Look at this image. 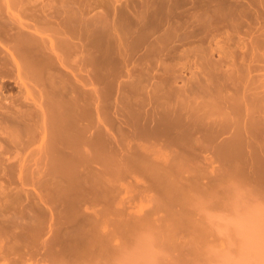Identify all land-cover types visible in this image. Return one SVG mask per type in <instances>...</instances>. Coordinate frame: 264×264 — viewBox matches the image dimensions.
<instances>
[{
  "label": "rangeland",
  "instance_id": "rangeland-1",
  "mask_svg": "<svg viewBox=\"0 0 264 264\" xmlns=\"http://www.w3.org/2000/svg\"><path fill=\"white\" fill-rule=\"evenodd\" d=\"M14 1L16 2V0H13L12 4L11 0H0L1 22L5 23L4 19L5 17L7 18L6 15H9L8 8H12L14 12L22 14L26 18L25 21L30 25V29L24 28L23 30H27L29 32L28 34L31 35L38 34L35 36L40 37L39 41L44 37L45 39L43 38L40 42L45 40L44 42L46 43L49 41V45L51 41L56 43L57 35L54 36L55 34L60 33V31H66V29L71 31H69L70 33L67 31L69 33L67 36L72 41L71 44L74 42V46L78 47L73 54L77 53L81 58L77 54L76 56L72 54L66 61V68L62 67V71L68 73L63 76L66 82L69 83L68 85H72L70 88L74 87L73 83L78 87L83 82L86 84L84 87L86 93L87 90L88 93L92 91L99 92L95 94V97H98V99H91L92 102L90 100L86 101L85 111L88 116H86L87 120H85L84 124L87 127L90 124L88 137L90 136L93 140L99 137L95 145L97 144V147L102 149L104 153L103 157L108 158L110 162L104 167L93 162L94 164L92 165L80 166L78 169L70 163L66 164V166H70H68L69 170L67 169V174L70 175L72 181L69 183L68 178L65 179L66 181L62 180L61 188H63V185H66L64 187L69 190L70 188L75 189V191L79 189L77 191L78 194H74L80 197H75V200L72 197L73 199L69 198V200L78 201L82 199V201L79 200L81 204L79 203L78 207L77 203L79 201L77 203L75 202L74 204L76 205L74 206L71 201L66 199L67 197L65 198L66 201L63 200L64 198L60 199V202L57 200L58 197L54 195H56L57 190L62 189L58 188L60 186L58 183H56L58 187H56L55 183L53 184L54 186L52 185L53 182H56L54 179L57 180L58 177L54 178L52 176L53 172L49 166L48 149L46 150V143L41 138L43 135L40 132L45 125L42 121L44 117L41 111V108L45 105L43 87L40 83L36 84L37 81L32 80L33 78L29 79L32 76L25 77L24 70L19 75L18 68L9 54V50H11L10 46L13 45L12 37L9 40V36H12V31L14 36L16 30H11L5 24L0 23V38H2L0 42L4 40L0 43V52L2 51L0 53V65L3 64V66H0V211L8 216V218L10 217V219L19 217L21 224H23L22 230L19 229L20 233L14 235L15 237L9 234L0 236V264H264V155H259V153L261 154L264 151V129H262L264 113L261 112L262 114L256 115V117L248 120L249 122H253H248L250 126H247L260 127V132L252 127L254 134L248 130L240 133V136L243 134L246 136L242 142V139L236 133L234 134L232 128L225 129L226 122L221 121L222 124H220V119L224 120L228 115L225 112L231 111L230 108L222 105L220 100H215L219 104L217 105L215 103V107V104L212 105L213 109L208 106L212 111L215 110L212 117L214 118L216 116L215 120L218 122L214 124L217 125L208 121L209 119L207 117L208 122L205 121L207 122L205 124L204 120L206 119H204L205 117L202 113H205L209 109L204 110L205 106L202 107L201 105H207L205 102L209 97L205 93L203 94V91L200 92V89H196L199 86V83H197L198 75L196 76L199 70H197L194 64L197 61V57L192 53L189 59L186 57L183 58L182 50L187 46L184 48L180 46V49L178 48L176 49L177 51L174 50L175 52H171L173 56L171 58H168V55H166L167 58L165 55L162 58L160 57L162 60L157 57L160 61H156V59L152 61L154 58H150L152 62L148 63L146 61L148 57L144 55L142 57L145 50L139 47H136L137 50H135L134 45V50L131 48L132 50L130 49L129 51L130 56L124 57L126 55L123 52L119 53L120 55L123 54L122 56L125 60L123 61L122 58L118 59L119 63H121H118L116 69L120 73L116 78L113 79V75H107L109 79L106 78L107 76H101L105 77V79L98 78L100 76L97 77L98 80L101 79L100 81L103 79L102 82L95 80L97 78H94V75L90 72L94 68L92 67L94 65L88 63L90 51L88 52L87 50V46L90 49L87 43L92 44L97 38V35L91 36L90 34L92 29L89 26L92 23L91 18L94 22L97 17L103 15L102 17H105L107 24H111L110 26L107 25V27H113L119 23L118 14L121 11L131 12L129 14H133L136 11H144L147 5L145 1L148 3L150 0H79V2L77 0L75 2L70 0L73 1L70 3H68L69 0H57L58 2L60 1L59 3L56 0H17L16 6L14 5ZM50 1H53L52 3L57 2L53 4L54 7H51L53 11L50 9V6H52L49 3ZM91 1L93 4H91ZM80 2L81 7L85 4L84 7L86 8H83L84 10L87 9L86 11L82 8L79 11L80 6H77L80 5ZM66 3H68L67 5L71 3L74 5L76 3L78 9L75 10V5L73 6L72 4L64 6L66 7L64 9L63 4ZM88 3L90 7L96 4H99V7L92 6L90 8L91 10H89ZM48 4L51 5L48 6ZM43 5H46V8L42 7ZM32 6L35 10H33L34 8ZM70 6L71 8H69ZM55 7L56 9H54ZM67 7L69 10L73 9L70 10L68 15L65 14L66 12L64 13V11H67ZM29 8L30 10L32 8L31 13H29L30 10L28 11ZM61 8L64 10L62 11ZM40 9H43L42 12H45L40 13ZM115 9L117 15L113 13L115 11H112ZM88 10L90 13H88ZM25 11L28 13H25ZM75 11L77 12L75 13ZM47 12H50V14L47 15ZM36 13L42 14L43 16L40 15L41 17H39V14ZM80 13V19L85 18V16L86 19H81V22L79 18L78 20L74 19L76 20L75 24L72 18L68 22L69 26H66V24H64L65 26L63 25V23H67L66 21L70 19L69 17H73L75 14L79 15ZM64 16L68 19H65ZM115 16L118 17L116 18ZM94 17L96 18L94 19ZM38 18L40 22H44L49 18L50 22L47 20L49 22L47 24L50 26L46 24L48 28L41 26L40 22L37 23L35 21ZM43 22L42 24L44 25L46 21ZM82 24L85 27H81ZM39 26L42 28H39ZM35 29H38V32L34 31ZM86 30L89 31L86 33ZM2 32H7L10 35L8 36L7 34L6 36ZM50 33L54 34L53 38L49 36ZM2 35L3 37H1ZM89 36L96 38H93L92 41ZM5 40L9 41L6 42L8 46L4 43ZM129 40L130 42L127 43L132 44L131 41L133 39L131 40L129 38ZM135 42L136 40L134 44ZM127 43L125 42V46L128 48ZM203 45L206 46L207 43ZM138 49L141 51H138ZM86 54L88 57L86 56L87 60L85 58L84 63L82 57H85ZM140 55L141 59H144L145 62L140 59ZM118 57L120 56L118 55ZM214 57L213 59H217L218 55ZM7 61L8 63H6ZM11 64L16 68L14 69ZM4 65H8L9 68L12 67L13 70ZM150 67L152 69L149 70ZM143 68H146L148 72ZM140 69L146 71L145 76L148 74V77L143 76V79L139 82L141 84L137 82L140 85L139 88L136 84L138 86L137 89L140 91H137V89L133 91L136 88L135 83V87L132 86V89L127 86H130L128 85L130 81L132 83L133 79L139 77L137 75L133 78V75L138 73L142 74L139 72L141 71ZM149 71L152 72L150 76ZM131 72H134V74H131ZM76 73L77 75H75ZM252 75L253 78L251 75L249 77L245 75L248 79L243 76L242 80L243 78L245 80L240 81L242 86L239 87L240 89L243 88L242 93H248L245 97H249V100L253 98H260V101L264 100V70L257 71ZM21 76L23 80H21ZM110 78L113 80L111 79V81ZM19 80L31 84L35 83L37 87L35 86V89L31 91V98H27V91L23 85H19L21 84ZM78 82L80 83L79 85H77ZM254 84L257 85V88ZM161 85H164V87H161ZM195 85L198 86L195 88ZM244 85L249 86V88L247 86L248 91L245 90L246 92L244 91L246 89ZM159 86L161 87L160 90ZM232 87L235 89V86L232 85ZM232 87L231 89H224L221 94L224 95L222 97H230L231 94L233 97L238 89H235L236 92H234L235 90L233 89L232 91ZM127 88L129 92H127ZM130 90L134 93H132L134 99L130 95ZM229 90L232 92L230 93ZM135 91L138 92V95H136L137 92ZM239 91L241 92V90ZM186 93L188 96L185 95ZM126 94H128V99L125 98ZM244 94H236L235 96ZM202 96L207 100L205 101L203 99L204 101H202ZM129 99L132 101L137 99L133 103L134 106L130 104L132 101ZM209 99L213 98L210 97ZM261 103L262 105L260 104L259 106L262 108L260 110L263 111L264 104L263 102ZM243 108L245 107H240L239 110L244 111ZM21 111H28L27 116L33 112L34 118L30 116L31 123L34 122L32 127L36 126L33 128L35 132L38 130L40 134L36 132V135L33 137L25 132L22 133V128H20L22 125L20 126V124L12 120L11 122L10 120L7 121V118L11 117L9 114L15 112V116L22 113ZM16 112L19 113L16 114ZM191 114L194 115L192 116ZM195 115H198V117L202 116L203 121H199V118ZM218 116H220V119L217 118ZM147 117L149 120H147ZM229 117L233 120L237 116L232 113ZM237 118L239 119V116ZM259 120L263 123L261 122V124ZM195 121L201 122L202 124L198 125ZM237 121L241 123L240 119ZM31 123L29 121V124ZM68 123L73 125V122L69 121ZM208 123L210 125L206 126ZM240 123L239 125L241 126ZM13 124L19 125L20 131ZM42 124L44 125L42 126ZM37 125L42 130L37 129ZM213 125L214 127L212 128L211 126ZM95 131H99V133ZM256 131L258 133H255ZM259 133L260 137L258 136ZM248 134H251L252 138ZM92 135L93 137L95 135V138ZM254 137H259L260 139L253 140L255 139ZM251 139L255 143L254 145ZM232 141L234 144L231 143ZM256 147H259L261 150L258 149L259 151H256ZM249 154H252V156ZM136 156L140 159H136ZM131 158L133 160L132 162L130 161ZM134 159L136 160L134 161ZM122 160L125 164L122 163ZM119 162L121 165H126L129 162L127 165L130 167V170L127 165V167L124 165L121 166ZM133 162H136L137 165ZM71 163L73 164V162ZM133 165H136L135 168L132 167ZM148 168H151L149 170L150 173L153 171L152 175L148 172ZM106 169H110L109 176ZM111 169H115L118 172L119 176L117 177V181H115L116 178L112 175H117L115 174L116 171L113 170V173H111ZM119 169L121 172H119ZM101 170L106 174H101ZM84 171H88L87 173H90L92 176L94 175V177H90L96 179L93 180L89 177L92 181H87V183L89 182L88 184L94 182V185H96L97 183L96 187L93 184L89 185L88 190V187L86 188L87 185H85L83 188L85 192L87 191L86 194L83 193V188L78 186V181L75 183V179L78 180L77 177L82 174L83 177L88 176ZM47 172H50V174H46ZM78 173H81V175ZM120 173H123V175L121 176ZM102 175H105V178ZM50 177L54 180L53 182ZM118 178L120 179L118 180ZM48 179H50L49 182H47ZM111 181H114V183ZM53 187L54 189L51 190ZM72 189L70 191L74 192ZM49 190L54 191V194ZM16 192L19 193L16 194ZM47 193L50 195L48 199ZM42 196L46 199H43L45 201L42 200ZM51 197L54 199L52 200ZM84 197L87 198L84 199ZM62 200L65 203H62ZM33 204L35 205L33 207H35L36 212H34L35 210L32 207ZM97 213H100L102 217H98ZM69 215L73 217V220L68 219L70 217ZM32 217L38 220L32 223L33 225L36 224L37 228L31 225L30 218ZM61 223H65V225ZM67 224L69 229L67 228ZM31 228L33 230L30 232L29 229ZM61 228L63 231H60ZM54 233L55 235L57 234L56 238ZM147 242L148 245L145 246ZM144 250L146 251L143 252ZM147 251L150 252L148 253ZM146 253L148 254L146 255ZM137 256L138 258L136 259ZM140 256L142 258L144 257V262H142L143 259L141 260Z\"/></svg>",
  "mask_w": 264,
  "mask_h": 264
},
{
  "label": "bare ground",
  "instance_id": "bare-ground-1",
  "mask_svg": "<svg viewBox=\"0 0 264 264\" xmlns=\"http://www.w3.org/2000/svg\"><path fill=\"white\" fill-rule=\"evenodd\" d=\"M11 1H12V4H13V0H11ZM73 1L75 2V0H73ZM73 1H70L69 0L68 3L73 2ZM52 2L51 1L49 2V3L52 4V6H50L51 4H48V6H50V9L51 10L53 9L51 7H54L53 4L55 3V2L54 3H52ZM77 2H79V0H77ZM68 3L63 4V8L64 9L66 8L64 6H69V5L72 4L71 3V4L67 5ZM145 3L147 5H146V9L144 11H136L133 14H129L131 12L127 13L124 10L121 11L120 13L118 12L119 13L118 14V16H119V23L118 24H115L113 27H107V25H109V24H107V21H106L105 17H102L103 16L102 14H101L102 16H99V17L96 16L97 19H95L96 17H94V19H95L94 22L92 21V18H91V22L92 23L89 21V23H91V25L89 24V26H91L90 28H92L90 34H91V36L97 35V38L96 37H93V38H96L97 40L95 39L96 41L94 40V42H92L93 41V38L91 36H89L91 38V40H92L91 41L92 44L91 43H87V44H89V47H90V49H89L88 46H87L88 52L90 51V53H89L90 54V57L87 56L88 52H86L87 54L85 55V57L84 56L82 57V60L85 63V58L87 60V57H88V59H89L88 60L89 61L88 63L89 64L92 63L94 65V66H92L94 68L92 69V71H90L91 74L94 75L93 77L94 78H97L98 76H100L98 78L105 79V77H101V76H107V75H110L111 76V75H113L112 76L113 79L116 78L117 75H119V73H120V72L117 71L118 69H116V67H118V63H119L118 59L119 58H122L123 61L125 60V58H123V56H122L123 54L120 55L119 53H122L123 52L124 55H126L124 57L130 56L129 51H130L131 48L134 50V48H133L134 45H135V50H137L136 47H139L140 49L143 48L145 50L144 51V54H142V53L141 54H142V57H143V55L145 57H148L147 60H146L148 63L149 62H152V61H155V59H156V61H160V60H162V59H160V57L162 58L164 55H165L166 58H167L166 55H168V58L169 57L171 58V57H173L171 52H173L174 50L178 49L180 46L181 47L183 46V48L185 46H187L186 48H184L182 50V53H183L182 55H184L183 58L186 57V58L189 59V57H190V55L192 53H194L195 56L197 57V61L194 64H195L197 70H199L198 72L196 71L197 72L196 76L198 75L197 83H199V86L198 85H195V88L198 86L199 88L197 87L196 89H200V92L203 91V94L205 93V95H207L209 98L210 97L213 98V99H209L207 96H205L206 98H208V100H209L208 101L207 99H205L202 96L203 97L202 98V101H204V100L206 101L207 100L205 102V103H207V105L204 104V105H201V106L202 107L205 106L204 110L205 109H209L208 106H210L213 109V106L212 105H214L216 103L215 100L216 101L217 100H220L221 102L220 101L219 102L222 105H225L226 108H230L231 109L230 112H225L226 115L228 114L226 116V119L221 120L220 119V116L221 115L218 116L217 118L220 119V121H219L220 124H222V122H226L225 123L226 124L225 129L228 130L229 127L232 128L233 131H234V134L236 133L242 139L241 140V142H242L243 141V138L244 137L246 138V136L243 134L244 136L242 135L243 136L242 137V136H240L241 135L240 133H244V131H246V130L251 131L253 133V131H254L253 128H256V127H253V126L249 127L250 126L249 123H252L253 121H250L249 122L248 120L251 119V118H253V117H256V115H260V114L264 113L263 112L264 111V108H263V111H261L262 108H261V106H259L260 104L262 105L261 102H263V104H264V100H261L260 101V98L259 99L258 98H255V99L253 98V99H250L249 100L248 99L249 97H245V95L248 94L246 91H248L247 89L249 88V86L248 85H244L245 88H246V89H244V91L246 90L245 91L246 94L242 93V91H243L242 89L243 88L240 89V87H239V86H242L241 82L243 80H245L244 78L242 80V77L243 76L246 75V76L249 77L251 75L252 78H253V75H252L253 73H255L257 71L264 70V0H150V1H148V3L145 1ZM21 4H23V3H21ZM91 4H93L92 1H91ZM9 5H11V4H9ZM14 5L15 6L17 5V0L14 3ZM32 5H34V4L32 3ZM74 5L73 6L75 7V10L78 9L77 7H79V6H80L79 11H80L81 8L83 10H84V8H86V7H84L85 4H84V6L82 4V6L84 8L81 7V2H80V5H78L77 7H76V3ZM141 5H142V3H141ZM20 6H22V5H20ZM45 6L43 5L42 7H45ZM95 6H98L99 7V4H96L93 7H95ZM9 7H11V6H9ZM74 7H73V9H74ZM88 7H89V10H91L90 9L91 8L90 7V4H89ZM140 7H142V6H140ZM32 8H34V7L32 6ZM32 8H31V10H32ZM45 8H44V10H45ZM63 8H61L62 11L64 10ZM69 8H71V6ZM8 9H9L8 10L9 11L8 12L9 15H6L7 18L4 16L5 17V19H4L5 21L3 20L5 23H3L1 21H0V23L1 24L2 23L5 24L11 30H16L14 36H13V31H12V36H9L10 34L7 33V32L6 33L2 32L4 34H6V36L8 34L9 40H10L11 37H12V40H13L12 41V44L13 45L10 46L11 50H9V54L12 57L14 63L16 64V66L18 68V71L20 73L19 75H21L22 70H24L25 77L28 78L29 76H32L29 79H32L33 78L32 80L37 81L36 84L37 83H40V85H42V87H43L42 90L44 91V95L46 96V97L44 96V103H45V105H44V107L41 108L42 115L44 117V120H42V121H43V123L45 125L42 124V126L44 125L43 130H42V128H39L40 126H38V125H37L38 126L37 129L39 128V130H42V131H40L41 134L43 135L41 138L46 143L45 144L46 150L48 149V158H49V162H50L49 166L51 168V171L53 172V173L51 172L53 174L52 176L54 178H57L58 177L57 180L54 179L56 182H53L54 180L50 177V179L53 182L52 185L55 183L56 187H58L57 184H56V183H58L60 185L58 188L62 189V190H59V191L57 190V193L55 191V193H56L57 196L56 195H54V196L55 197H58V199L57 198L56 199L59 202H60V199H63L64 198L63 200H65L66 197H67L66 198L67 200H69V198H72V197L74 198V199L73 198L72 199L75 200V197L76 198L80 197V196L77 195L78 194L77 191L79 189L77 191H75V189L70 188V190L72 189V191H74V192H71L69 189H67L66 187H64L66 185H63V188L64 189L66 188L65 190L63 188H61V186H62L61 185V181L62 180L66 181L65 179L68 178L69 179L68 181H70L69 183H71V181H72L70 175L67 174L70 166L69 165L66 166V164H69L70 163L72 166L74 165L73 167H75V168L77 167V169H78V167H80V166H83V167L86 166V165L89 166V165H92L94 163H97L98 165L104 167V166H107V164H109V162H110V160H108V158L106 159L105 157H103L104 156V153H103L102 149L98 148L97 147V144L95 145V143H96V141H97V139L99 137L96 138V139H94V140L91 139L90 136L88 137V132L90 131L89 130L90 129L89 128V125L90 124L88 125V127H87V125L84 124L85 123V120H87L86 119L87 118L86 116H88V115H86L87 112L85 111L86 110V108H85L86 107V101L87 100L88 101L90 100V102H92L91 99L93 100L94 98H96L95 97V94H97L99 92L92 91L93 92L92 93L90 91L91 93H88V90H87V93H88L87 94L86 93V89L84 88L86 86V84L82 82V84L79 85L81 83V81H80V83L78 82V84H77V85H79L78 87L75 86L74 83H73V86L74 87L73 88H70L72 85L70 84V86H69L68 85L69 83L66 82V79L63 76L64 74H68V73L62 71V67L66 68L65 66L67 65L66 64L67 59H69L71 57V55L76 51V48H78V47H75L74 46V42H73V44H71L72 41H70L69 37L67 36V34H69L71 32L70 30H69L70 31L69 32L66 29V31H60V33H57V34H55V32H53V30H52V32L55 35L53 33H50V35L49 34L48 35L50 37L52 36V38H53V35L54 36L57 35V40L55 41L56 43H54V42L51 41L50 42V45H49L48 44L49 41L46 42V43L44 42L45 40L42 41V42H40L41 40H43L44 37L39 41V38L40 37H36L35 36V35H38V34L31 35V34H28L29 32L27 30H25L27 32H25L23 30L24 28H29L30 27V25H28L29 23H27L25 21L26 18H24L22 14L14 12L12 10V8H8ZM54 9H56V7ZM73 9H70V10H73ZM0 10H1V8H0ZM29 10H30V8L28 9V11ZM31 10L29 11V13H31ZM33 10H35V8ZM40 10H41L40 13H44L46 11L45 10V11L42 12L43 9H40ZM66 10L67 11H64V13L66 12L65 14L68 15L69 12H70V10L68 9V7H67ZM83 10H82V13H83ZM86 10L87 9H85L84 11H86ZM136 10H137V8H136ZM112 11H115L113 13H116V15H117L116 9L115 10H112ZM118 11H120V10H118ZM76 12L77 11H75V13ZM0 13H1V11H0ZM25 13H28V12L25 11ZM88 13H90V11ZM36 14H39V13H36ZM48 14H50V12H47V15ZM70 14H72V13H70ZM34 15H35V13H34ZM40 15H42V14H39V17H41ZM113 15H115V14H113ZM51 17H53V16L51 15ZM80 17H81V13L79 15L78 14L77 15L75 14L73 17H69L70 19L67 20V21L65 19H68V18L65 17V19L64 18L63 19L67 23H63V25L66 24V26H69L68 25V22H70V20L72 18H73L72 20H74V19H77L78 20V18H79V21H80L82 19V18L80 19ZM107 17H109V16H107ZM116 18H115V20H116ZM30 19H32V18H30ZM45 19H47V18H45ZM45 19H43V20H45ZM63 19H62V21H64ZM83 19H86V16ZM38 20H39V18L37 20H35V21H37V23H38V22H40ZM47 20H49V18ZM47 20H45L46 23H44L45 21L44 22L42 21L44 23V25L42 24V22H40L41 23V26H44V27L46 25L47 26H50V25L47 24V23L50 22V20H49V22H47ZM74 21H75V24H76V20H74ZM33 22H34V20H33ZM77 23H79V22H77ZM41 26H39V28H42ZM47 26L45 28H48ZM81 27H85V26H83V24H82ZM49 28H51V27H49ZM90 28H88V29H90ZM0 29H1V27H0ZM11 30H9V31H11ZM64 30H65V28H64ZM34 31L38 32V29H35ZM54 31H56V30H54ZM88 31L89 30H86V33ZM69 36H71V35H69ZM1 37H3V35ZM131 37H133V38H131ZM129 38L131 40L133 39L131 41L132 44L127 43V42H130ZM0 39L2 40V38H0ZM7 40H5V42H4L6 44V46H8L6 42H9ZM135 40H136V42L134 44V41ZM3 41H1V42H3ZM125 42L127 43L126 45H128V48L125 46ZM204 43H207V45L204 46L203 45ZM9 44H11V43H9ZM123 46L125 47V49H123L124 48ZM140 49H138V51ZM143 49H142V51H143ZM132 52H131V54H132ZM80 53H82V52H80ZM76 54H73V56L74 55L76 56ZM170 54H171V56H169ZM77 55H79V54H77ZM118 55L120 57L117 58ZM216 55H218L217 59H213V58H215L214 56H216ZM157 57H159L158 59H160V60H158ZM80 58H81V56H80ZM150 58H154V59H152V61H150L151 60ZM140 59H141V55H140ZM82 60H80V61H82ZM8 61H9V59H8ZM8 61L6 63H8ZM80 61H79V63H80ZM142 61H144V59ZM142 61H141V63H142ZM163 61H164V58H163ZM84 63H83V65L85 66ZM162 63H164V62H162ZM8 65H4V66L8 67ZM12 65L13 64H11V66ZM144 65H145V63H144ZM0 66H3V64H1ZM12 67L14 69L16 68L14 66H12ZM12 67L11 68L8 67V68L13 70ZM146 67H147V65H146ZM143 69L144 70H147L146 68H143ZM150 69H152V67H150L149 70ZM188 69H189V67H188ZM144 70L139 71L142 74L138 73L136 75H133L134 76L133 78H135L137 75H139V77L138 78L136 77V79H133L132 80V83L130 81L129 84H128L130 86H127V87H130V89H132L131 87L134 86V83H135L136 88L133 89V91L136 90L138 88V86L140 88V85H138V83L141 81V79H143V76L146 75L145 73L148 72V70H147V72L144 71ZM153 70H151V71H153ZM151 71H149L150 72L149 73V76L152 74ZM82 72H84V71H82ZM137 72H138V70H137ZM80 74H82V73H80ZM131 74H134V72L133 73L131 72ZM75 75H77V73ZM95 75H96V77H95ZM22 76L20 78H22ZM25 77L23 76V78H25ZM131 77H132V75H131ZM145 77L147 78L148 77V74ZM23 78L21 80H23ZM98 78L95 79V80H98ZM106 78H108V76ZM67 79H68V77H67ZM103 79H102V81H103ZM111 79L112 78H110V80ZM246 79H248V78L246 77ZM100 80H98V81H100ZM102 81H100V82H102ZM20 82H21V84H19V85L20 86L23 85L25 87L26 91H27V98L28 99L31 98V96H32V92L31 91L33 89H35V86H36L35 83L31 84V83L26 82V81H20ZM139 84H141V83H139ZM243 84H245V83L243 82ZM232 85L235 86V89H238L237 92H240L239 90H241V92L240 93H237L236 90L232 87ZM249 85H250V83H249ZM254 85H256V84H254ZM236 86H238V87L236 88ZM247 86H248V88H247ZM261 86H262V84H261ZM161 87H164V85L163 86L161 85ZM161 87L159 86V90H160ZM231 87H232V91L234 89L235 90L234 92H236V93H234L233 97H232V94H231L230 97H222V96H224V95H221L223 93L222 91L224 89H231ZM154 88H156V86H154ZM256 88H257V85H256ZM189 89H190V87H189ZM189 89H188V91H190ZM191 89H193V88H191ZM75 90H77V91H75ZM138 90L139 89H137V91ZM137 91H135V92H137ZM229 91H230V93L232 92L231 90H229ZM260 91H262V90H260ZM127 92H129V89H128ZM153 92H154V89H153ZM249 92H250V90H249ZM251 92H252V90H251ZM132 93L133 92L131 91V94H130L131 97H132ZM123 94H124V92H123ZM128 94H126V97H125L126 99H128L127 98ZM236 94H244V95H240V96L237 95V96H235ZM136 95H138V92H137ZM185 95H187V93ZM212 96H214V97H212ZM254 96H256V95H254ZM260 96H261V94H260ZM96 99H98V97ZM131 99H129V100L132 101ZM263 99H264V97H263ZM135 100H137V99H135ZM135 100L132 101V102L129 101L130 104H132L134 106L133 103H135ZM138 100H140V99H138ZM97 102H98V100H97ZM184 102H186V101H184ZM138 103H137V105H138ZM216 104L218 105L219 103H216ZM216 104L214 105V107L216 106ZM219 106L221 107V105H219ZM243 106L245 107V108H243L244 111H241V109L239 110V108L240 107L242 108ZM99 110H100V108H99ZM28 111H25V112L24 111H21L22 113H20L19 115L17 114L19 112H16L17 115H15V116H14L15 112L14 113H11L12 115L9 114L11 117L7 118L8 120L7 119L6 120L7 121L10 120V122L12 120V121H15L16 123L20 124V126L22 125V127H20V128H22L21 129L22 130V133L25 132L26 134H29V135H31V136L34 137V135H36L35 133L37 132V134H38L39 132H38L37 129H36L37 131L35 132V129L34 128L36 126H33L34 128L32 127V124L34 122L31 123L30 116H32V117L34 116L33 115V112L31 114H29V116H27V114H28L27 112ZM214 111H212L211 109H209L205 113H202V114H204L203 115L205 117L204 119H206V117H207V119H209L208 121H211L213 124L216 123V122H218L217 120H215V117L216 116L214 118L212 117V115H214L213 114ZM201 112H199V113H201ZM232 113L235 116H237V117L239 116V119L241 120V123L237 121V120H239L237 117H235V119L233 118V120L229 117V115H231ZM196 114H197V112H196ZM191 115L193 116L194 114H191ZM223 116L225 118V115L224 114H223ZM263 116H264V114H263ZM196 117H198V115ZM33 118H32V120H33ZM198 118H199V121L200 120L203 121V117L202 116L201 117L199 116ZM28 119H30L29 121H30L31 124H29V121H26ZM207 119L204 120V122L207 121ZM213 119H214L215 122L212 121ZM147 120H149L148 117H147ZM69 121L70 122H73V125H70L68 123ZM143 121H144V119H143ZM26 122H28V123H26ZM207 122H205V124ZM211 122H209V123H211ZM261 122L262 121H260V123ZM88 123H90V122L88 121ZM197 123H198V125L199 124H202L201 122H196V124ZM209 123L206 126L210 125ZM239 123L241 124V126L239 125ZM196 124H194V125H196ZM214 125H217V124H214ZM214 125L211 126V127L213 128ZM247 125H249V126H247ZM16 126L15 127L17 128V130L20 131L19 125H16ZM256 126H257V124H256ZM262 127H263L262 129H264V123H263V126ZM259 128L257 127L256 129H257V131L260 132ZM215 130H216V128H215ZM222 130H224V129H222ZM248 131H247V133H248ZM257 131L255 133H258ZM95 132L99 133V131H95ZM215 133L217 134V132H215ZM263 133H264V130H263ZM234 134H232V135H234ZM245 134H246V132H245ZM237 135H236V137H237ZM259 135H260V133L258 134V136ZM249 136H251V134ZM254 136H256V135H254ZM92 137H93V135H92ZM259 137H254L255 139H253V140H257V138H259ZM93 138H95V135H94ZM237 138H234V139H237ZM251 138H252V136H251ZM251 142H252L253 145L255 144L252 141V139H251ZM231 143H233V141ZM245 144H246V142H245ZM232 146L234 147V145H232ZM237 146H238V144H237ZM259 146H260V144H259ZM250 148H251V146H250ZM252 148H254V147L252 146ZM258 149L261 150L259 147L258 148L256 147V151H259ZM254 151H255V149H254ZM249 155L252 156V154H249ZM259 155H264V151L261 154L259 153ZM136 157H134V158H136ZM136 159H138V157ZM136 159H134V161ZM130 161L131 162L133 161L132 158L130 159ZM71 162H73V164ZM139 162H141V161H139ZM122 163H124V161ZM127 163L129 164V162H127ZM127 163H126V165H127ZM133 163L136 164V162H133ZM143 164H144V162H143ZM120 165H121V163H120ZM123 165H121V166H123ZM126 165H124V166H126ZM135 166L133 165L132 167L135 168ZM109 167H106V168H109ZM124 169H125V167H124ZM143 169H145V168H143ZM150 169L148 168V172H149ZM79 170H81V169H79ZM113 170L116 171L115 169H113ZM113 170L111 169V173H113L112 172ZM129 170H130V167H129ZM76 172H78V171H76ZM87 172L88 171H86L85 173H87ZM106 172H107V174L110 173V169H108ZM116 172H115V174H117V175L112 174L113 177L116 178V179L114 178L115 181H117V177L119 176L118 175V172L117 173ZM119 172H121V170ZM151 172L153 173V171H151ZM48 173L50 174V172H47L46 174H48ZM100 173L101 174H104L105 172L103 170H101ZM149 173H147V174L149 175ZM152 173H150V174L152 175ZM78 174L81 175V173H78ZM87 174H88V176L86 175L84 177H83V174L81 175L82 177L78 175L79 176V177H77L78 180L75 179V183H76V181H78L79 184L78 183L77 184H78L79 187H82L83 188L85 185H87L86 186V188H87L89 185H92V184L94 185V182L92 184H88L89 182L87 183V181H90L91 180L90 178L94 177V175L92 176V175H90V173H87ZM112 175H111V178H112ZM122 175H123V173L121 174V176ZM90 176H92V177H90ZM102 176H103V178H105V175H102ZM108 176H109V174H108ZM50 179H48L47 182H49ZM87 179H89V180H87ZM119 179L120 178H118V180ZM93 180H96V179H93ZM59 181H60V183H59ZM153 181H155V180L153 179ZM155 182L157 183V181H155ZM112 183H114V181ZM94 186L96 187L97 186V183ZM69 187H70V185H69ZM89 187L87 188V190L89 189ZM1 189L2 190H5L3 188H1ZM52 189H54V187L51 188V190ZM51 190H49V191H51ZM82 191H84L83 193H85V194L87 192V191L85 192V189L84 188L82 189ZM51 192H53V194H54V191H51ZM70 192H71V194H70ZM97 192H98V190H97ZM18 193L16 192V194H18ZM74 193H77L76 194L77 196ZM47 194H48V197L46 196ZM47 194L45 195V197H47V199H48V198H50L49 197L50 195H49V193H47ZM28 195H29V193H28ZM43 196H42V200L45 199ZM163 196H166V195H163ZM98 197H99V195H98ZM86 198L84 197V199H86ZM51 199H52V197H51ZM72 199H70L69 201H71V203H73L74 206L76 205V204H74L75 202L77 203L79 200L82 201V199H79V200L77 199L78 201H72ZM45 200H43V201H45ZM63 200H62V203L63 202L65 203L66 200L65 201H63ZM81 201H79L77 203L78 204V207H79V203L81 204ZM33 206H35V205L33 204L32 207ZM52 207H54V206H52ZM33 209L35 210V207H33ZM8 211H9V209H8ZM33 211H32V213L34 214V212H36V210L34 212ZM12 214H14V213H12ZM30 214H31V212H30ZM33 214H31V215H33ZM97 214H98V217H102L100 213H97ZM36 216H38V215H36ZM47 216H48V214H47ZM65 216H67V215H65ZM80 216H81V214H80ZM28 217H30V216H28ZM70 217L68 219H70V220L72 219L73 220V217L72 216H70ZM93 217H95V216H93ZM98 217H97V219H98ZM37 219H38V217H37ZM104 219L106 220V218H104ZM107 219H108V217H107ZM36 221H38V220H36L35 217L30 218L31 225H33L32 223H35ZM81 222H83V221H81ZM83 223H85V222H83ZM83 223H81V224H83ZM61 224L62 225L63 224L65 225V223H61ZM68 224H69V222H68ZM68 224H67V226H68ZM22 225L23 224H21L19 217L18 218L15 217L14 219H10V217L8 218V216L4 215L2 213V211H0V236L1 235L3 236V234H9V235H13L14 236V235L20 233V230L19 229L22 228ZM33 226H36V224L33 225ZM60 226H59V228H60ZM33 228H35V227H33ZM33 228L29 229L30 232H31V230H33ZM36 228H37V226H36ZM36 228L34 230H36ZM67 228L69 229V226ZM61 230H62V228L60 229V231ZM57 231L60 232L59 230H57ZM82 231H84V230H82ZM38 232H39V230H38ZM55 233H54V235H55ZM56 235H55V238H56ZM58 235L60 236V234H58ZM36 236H37V234H36ZM38 237H39V235H38ZM61 239H62V237H61ZM54 240H56V239H54ZM148 242L146 243V245L145 244L144 245L147 246L148 245ZM143 243H145V242H143ZM147 248H149V247H147ZM51 249H52V247H51ZM149 250H150V248H149ZM145 251L146 250H144L143 252H145ZM147 252L149 253L150 251H147ZM148 253H146V255ZM140 255H141V253H140ZM137 258H138V256L136 257V259ZM142 259H143L142 262H144V257L143 258L141 257V260ZM145 261H146V259H145Z\"/></svg>",
  "mask_w": 264,
  "mask_h": 264
}]
</instances>
